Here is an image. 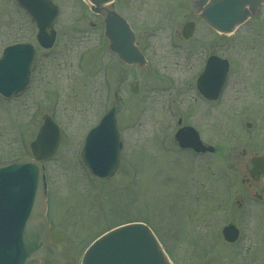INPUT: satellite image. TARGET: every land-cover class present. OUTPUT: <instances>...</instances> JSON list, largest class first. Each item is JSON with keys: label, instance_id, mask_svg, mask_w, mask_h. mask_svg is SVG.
I'll return each instance as SVG.
<instances>
[{"label": "rangeland", "instance_id": "1", "mask_svg": "<svg viewBox=\"0 0 264 264\" xmlns=\"http://www.w3.org/2000/svg\"><path fill=\"white\" fill-rule=\"evenodd\" d=\"M51 1L59 8L53 48L37 49L27 91L8 104L0 102V160L26 157L44 116L61 131L45 168L48 221L51 231L65 238L46 243L41 264H79L95 238L129 223L148 226L171 264H264V213L237 217L232 198L239 197V171L220 162L226 154L216 133L223 128L214 116L204 125L201 101L192 93L202 51L235 65V76L253 63L264 70V5L233 35L223 36L200 22L192 6L196 0H115L112 10L128 22L146 57V67L139 69L107 50L102 18L83 0ZM187 22L195 26L192 37L177 39ZM21 40L35 44L34 27L12 0H0V49ZM187 50L194 51L192 60ZM133 82L136 94L129 90ZM110 109L123 149L114 175L97 182L82 171L79 154L86 133ZM235 117L232 127L264 145V117ZM178 120L218 152L179 150L174 143ZM246 121L253 124L251 132L243 130ZM225 194L228 207L220 203ZM229 223L242 231L231 246L220 236Z\"/></svg>", "mask_w": 264, "mask_h": 264}, {"label": "water", "instance_id": "2", "mask_svg": "<svg viewBox=\"0 0 264 264\" xmlns=\"http://www.w3.org/2000/svg\"><path fill=\"white\" fill-rule=\"evenodd\" d=\"M37 28L36 42L43 49L52 47L53 30L59 10L50 0H13ZM115 0H85L89 11L102 17L103 35L108 50L127 66H145V60L134 45L133 33L125 20L112 10ZM264 0H197L193 2L199 19L213 31L228 35L256 15ZM193 24L183 27V37L189 38ZM35 49L29 43L9 46L0 57V97L6 100L22 95L27 89ZM210 58L206 73L198 79L200 92L212 85L210 70L215 64ZM218 65V64H216ZM226 66L219 72L220 85ZM216 76H218L216 74ZM205 81V82H204ZM204 83V84H203ZM137 93V84L129 85ZM217 86L214 93H217ZM210 99L213 96L209 97ZM114 109L107 111L98 125L91 129L81 149L83 170L103 181L113 176L119 163L122 144L116 128ZM60 131L49 118L43 117L35 140L30 144L32 158H18L0 162V264H39L46 240L58 243L62 234L48 235L45 219L47 190L41 162L50 159L59 145ZM180 149L202 153L197 133L191 128L177 131L174 137ZM211 151V149H207ZM255 167L260 165L254 162ZM253 170L256 177L264 172ZM224 239L233 242L236 232L223 230ZM80 264H171L151 230L140 223L114 228L95 240L84 252Z\"/></svg>", "mask_w": 264, "mask_h": 264}, {"label": "flooded vegetation", "instance_id": "3", "mask_svg": "<svg viewBox=\"0 0 264 264\" xmlns=\"http://www.w3.org/2000/svg\"><path fill=\"white\" fill-rule=\"evenodd\" d=\"M176 38L183 40L180 33H176ZM259 34H255V41L258 42ZM189 40V39H188ZM186 40V41H188ZM20 42H27L21 40ZM10 44L4 45L6 46L12 45ZM260 45L258 43L253 44L251 47L255 50ZM189 55L188 57L192 60L194 57V51L187 50ZM253 51V49H251ZM203 53V54H202ZM202 59L200 61V69L198 75L194 79V83L192 86L193 97L197 99V101H201L200 104L202 106V114H203V123L208 126L207 123H210V120L213 118L218 120L217 124L223 128V132L218 129L217 136H219L220 141H222L221 147L224 148V154L226 156L220 157V162L232 163L234 164V168H237L240 176V184L241 188L237 189L236 194L239 195L238 199L235 196L232 198V203H235V210L237 212V217L239 216L244 218H249L253 214L255 216V212L260 211L261 216L264 213V173L258 174L256 178H254L252 171L256 168V170L262 169V164H264V145L254 144L256 141H249V136L245 137L241 135V130L238 131L237 128L232 127L231 123L235 122L236 117L238 115L243 116H251L253 115L260 116L259 121L263 120L264 117V70L259 68L257 65L253 63V65L248 66L246 70H243L242 75L241 72L238 71V75H234L237 73L235 70V65L231 64L225 58L220 55L210 54L208 52H201ZM214 57L215 64L214 68L210 70L212 85L209 84L204 87V96L201 95L196 87V79L199 74L203 71L208 59ZM218 64V65H216ZM226 66V76L223 84L220 86V77L219 72L222 70V67ZM33 70H31L29 85L31 84ZM216 74L218 76H216ZM193 80V77L191 78ZM217 86H220L217 93H214L212 88L214 87V91ZM29 87V86H28ZM214 96L215 98L210 99L209 97ZM195 99V100H196ZM15 99H11L9 101L3 100L0 98V102L8 104L10 101ZM214 112V113H213ZM256 119V118H255ZM258 120V119H257ZM183 127L181 124L178 128ZM194 128V127H192ZM253 128V124L250 121H246L243 126V130L245 132H251ZM118 129V126H117ZM196 130V129H195ZM120 137L121 132L118 129ZM228 133V134H227ZM231 144L229 142H232ZM257 137V136H256ZM255 137V140H256ZM211 138V136H210ZM209 139V137H207ZM202 144L206 147L212 148L211 152H205L203 155H215L218 150L215 145H211L208 140L205 139L201 141ZM227 142V143H226ZM29 156V153L28 155ZM6 161V160H0ZM254 162L259 163L256 164L255 167ZM234 182H236L233 178L235 175L231 177ZM230 179V178H229ZM225 180V178H224ZM234 184V183H233ZM236 184L234 185V187ZM229 191V189H228ZM226 194L222 195L220 203L224 205V207H228ZM229 201V200H228ZM236 219V218H235ZM238 220V219H237ZM239 222V221H237ZM233 227L237 230V239L233 243H226L222 238V234L220 233L221 240L224 244L231 246L242 237L241 227L236 224H227L225 227ZM222 228V229H223ZM222 232V231H221Z\"/></svg>", "mask_w": 264, "mask_h": 264}]
</instances>
